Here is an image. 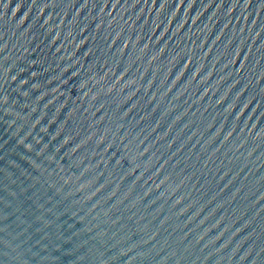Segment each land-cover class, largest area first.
Here are the masks:
<instances>
[{
  "label": "water",
  "instance_id": "obj_1",
  "mask_svg": "<svg viewBox=\"0 0 264 264\" xmlns=\"http://www.w3.org/2000/svg\"><path fill=\"white\" fill-rule=\"evenodd\" d=\"M0 264H264V0H0Z\"/></svg>",
  "mask_w": 264,
  "mask_h": 264
}]
</instances>
